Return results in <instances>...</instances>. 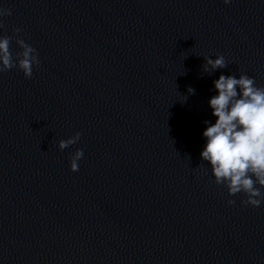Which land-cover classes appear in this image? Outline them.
<instances>
[{
    "label": "water",
    "instance_id": "95a60500",
    "mask_svg": "<svg viewBox=\"0 0 264 264\" xmlns=\"http://www.w3.org/2000/svg\"><path fill=\"white\" fill-rule=\"evenodd\" d=\"M0 7L14 58L24 40L40 61L0 73V264H264V203L229 196L200 158L213 80L264 86V0Z\"/></svg>",
    "mask_w": 264,
    "mask_h": 264
},
{
    "label": "clouds",
    "instance_id": "9594fccd",
    "mask_svg": "<svg viewBox=\"0 0 264 264\" xmlns=\"http://www.w3.org/2000/svg\"><path fill=\"white\" fill-rule=\"evenodd\" d=\"M230 2L223 0L226 5ZM6 15H11L9 9L0 7V18ZM3 27L0 19V29ZM10 42L7 35H0V73L16 67L26 78H31L33 67L40 63L36 49L20 40L21 51L14 58ZM226 63L223 55L214 59L206 56L203 69L210 72L224 68ZM212 85L215 95L207 103L215 120L204 121L206 127L201 134L205 142L200 158L209 165L214 182L223 185L229 196L242 193L245 197L240 201L242 205L258 207L264 203V86H257L254 78L245 73H240L238 78L221 73ZM188 93L194 94L195 89L189 87ZM80 135L76 132L59 140V149L76 143ZM82 157L83 150L79 148L71 154V171L79 170L78 161ZM227 203L231 205L235 201L230 199Z\"/></svg>",
    "mask_w": 264,
    "mask_h": 264
}]
</instances>
